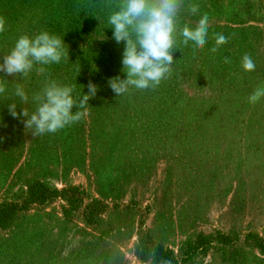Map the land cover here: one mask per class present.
I'll use <instances>...</instances> for the list:
<instances>
[{
    "label": "rangeland",
    "instance_id": "374dc122",
    "mask_svg": "<svg viewBox=\"0 0 264 264\" xmlns=\"http://www.w3.org/2000/svg\"><path fill=\"white\" fill-rule=\"evenodd\" d=\"M194 2L199 11L182 10L181 26L206 13L204 48L178 38L172 75L155 90L120 96L108 81L126 78L125 44L113 39L109 9L94 7L101 0H15L4 14L0 63L20 35L45 30L63 38L69 58L34 64L27 77L0 72V201L21 200L35 182L81 194L74 207L56 197L0 224V264H164L135 255L140 224L178 254L200 234L239 236L189 264H264V249L245 236L264 242V97L248 102L264 85V0ZM217 33L229 40L212 54ZM245 54L254 71L242 68ZM48 79L73 85L74 96L87 94L89 81L98 91L80 121L33 136L9 105L31 115ZM17 85L27 101L14 95Z\"/></svg>",
    "mask_w": 264,
    "mask_h": 264
},
{
    "label": "clouds",
    "instance_id": "9594fccd",
    "mask_svg": "<svg viewBox=\"0 0 264 264\" xmlns=\"http://www.w3.org/2000/svg\"><path fill=\"white\" fill-rule=\"evenodd\" d=\"M94 7L109 9L107 23L114 30L113 39L117 44H125L121 62L126 78L115 76L108 81L116 96L127 93L130 88L155 90L163 80L168 79L173 72V50L178 48V38L182 37L184 45L192 42L194 50L203 49L207 43L209 18L206 13L195 27L188 24L181 26L182 10L187 9L193 15L199 11V4L194 0H101ZM5 25L6 18L0 16V33L5 31ZM214 39L215 44L209 49L212 54L228 43L229 37L217 33ZM64 45L63 38L46 30L34 36L20 35L11 51L4 55L0 72L27 77L34 64L50 65L69 58L68 48L65 49ZM223 62L230 63V60L224 57ZM241 64L245 71L255 70V62L249 54L242 57ZM37 71L43 73L45 68L40 67ZM87 87V94L74 96L73 85L48 79L43 88L33 94L36 109L31 115L26 108L18 113L15 102L9 105V111L13 118H27L22 122L26 129H32L33 136L55 133L87 115L88 101L98 91L97 85L91 81ZM5 90V81L0 80V94ZM14 95L23 101L28 100L21 85L15 87ZM262 97L264 85L248 96V102L256 104ZM74 106L79 110L73 112ZM164 264L171 262L165 261Z\"/></svg>",
    "mask_w": 264,
    "mask_h": 264
},
{
    "label": "trees",
    "instance_id": "16d2710c",
    "mask_svg": "<svg viewBox=\"0 0 264 264\" xmlns=\"http://www.w3.org/2000/svg\"><path fill=\"white\" fill-rule=\"evenodd\" d=\"M15 0H0V16L11 14V10L15 11ZM81 191L76 186H68L62 188L47 187L43 183L35 182L29 186L28 191L21 200L3 202L0 201V224L10 221L17 213L26 210L33 203L44 202L56 197L67 201L69 205L74 207ZM250 238L259 247L264 249V242L256 233H247L245 235ZM239 239L237 234L217 232L212 235H198L193 241L188 243L181 252L175 253L171 249L165 248L163 245L154 241L151 233L140 224L136 238L135 255L142 261L149 258H155L162 262L170 261L171 264H189L192 258L203 252L213 242L229 245L235 243Z\"/></svg>",
    "mask_w": 264,
    "mask_h": 264
}]
</instances>
